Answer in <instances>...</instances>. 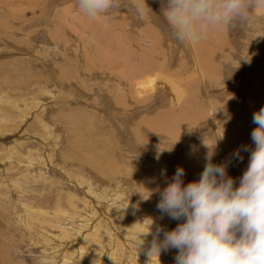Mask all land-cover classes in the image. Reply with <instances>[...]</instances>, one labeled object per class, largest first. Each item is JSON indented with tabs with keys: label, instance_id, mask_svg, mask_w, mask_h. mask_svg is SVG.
<instances>
[{
	"label": "rangeland",
	"instance_id": "1",
	"mask_svg": "<svg viewBox=\"0 0 264 264\" xmlns=\"http://www.w3.org/2000/svg\"><path fill=\"white\" fill-rule=\"evenodd\" d=\"M261 106L264 22L181 45L158 16L0 0V264H136L145 218L178 223L159 219L155 189L178 166L198 179L218 135L213 160L238 186Z\"/></svg>",
	"mask_w": 264,
	"mask_h": 264
},
{
	"label": "clouds",
	"instance_id": "2",
	"mask_svg": "<svg viewBox=\"0 0 264 264\" xmlns=\"http://www.w3.org/2000/svg\"><path fill=\"white\" fill-rule=\"evenodd\" d=\"M158 11L148 0H76L85 16L98 19L127 10L147 22L162 18L170 38L181 45L195 44L226 27L250 29L264 22V0H158ZM251 150L246 169L236 179L228 174L230 161L216 163L215 146L205 139L204 165L199 178L184 182L185 169L178 166L164 186L155 189L159 219L178 221L174 228L155 224L136 241L143 264H162V252L175 250L173 264H264V106L252 113ZM249 146L237 148L240 157ZM147 190V189H146ZM148 191L149 197L152 192ZM141 193V192H140ZM143 197V193H141ZM151 236V240L147 238Z\"/></svg>",
	"mask_w": 264,
	"mask_h": 264
},
{
	"label": "bare ground",
	"instance_id": "3",
	"mask_svg": "<svg viewBox=\"0 0 264 264\" xmlns=\"http://www.w3.org/2000/svg\"><path fill=\"white\" fill-rule=\"evenodd\" d=\"M110 36H111V35H110ZM106 37H107V36H106ZM110 42H111V41H110ZM203 43H204V42H203ZM196 45H198V50H200V49L202 48V47H201V44L198 43V44H196ZM193 47H194V46H193ZM194 50H195V49H194ZM193 54H194V52H193ZM197 54H198V53H197ZM196 57H197V56H196ZM197 58H198V57H197ZM198 61H199V60H198ZM198 61H197V62H198ZM201 62H202V61H201ZM203 63H204V62H203ZM200 64H201V63L199 62L197 65L199 66ZM158 83H161L162 86H165V87H166V84H164V82L158 80ZM181 88H182V87H181ZM172 93H173V92H172ZM178 94H179V95H178ZM177 95L179 96V98H178V97H177V98L180 100V99H181V98H180V95H181V90H180V88H179V92H177ZM184 97H187V96H184ZM172 98H173V99H176L175 96H172ZM178 99H177V100H178ZM173 102H175V101H173ZM177 102H178V101H177ZM180 103H181V102H180ZM174 126H175V125H174ZM170 131H171V130H170ZM22 215H23V214H22ZM25 215H26V214H25ZM67 216H68V215H67ZM25 218H26V217H25ZM72 218H73V217H72ZM72 218H71V219H72ZM80 219H81V218H80ZM23 220H24V219H23ZM84 220H85V219H84ZM90 220H91V219H90ZM67 221H68V220H67ZM67 221H66V222H67ZM70 222H71V221H70ZM74 222H75V221H74ZM86 222H87V221H85V223H86ZM28 223H29V222H28ZM76 224H77V223H76ZM82 224H84V223H82ZM66 225H67V224H66ZM69 225H70V224H69ZM73 225H74V224H73ZM71 226H72V225H71ZM73 228H74V227H73ZM82 228H83V227H82ZM85 228H86V227H85ZM81 230H82V229H81ZM92 230H93V229H92ZM66 231H67V230H66ZM98 231H100V230H98ZM94 232H95V231H94ZM111 232H112V231H111ZM92 233H93V232H92ZM49 234H50V233H49ZM63 234H64V233H63ZM78 235H80V234H78ZM81 235H82V232H81ZM47 236H48V235H47ZM51 236H52V235H51ZM64 236L67 237V236H69V235L64 234ZM82 236H83V235H82ZM61 237H63V236L61 235ZM53 238H54V237H53ZM61 239H62V238H61ZM65 239H66V238H65ZM67 239H68V238H67ZM69 239H70V238H69ZM62 240H63V239H62ZM76 240H77V239H76ZM78 240H80V239H78ZM54 241H55V240H54ZM59 241H60V240H59ZM56 242H57V241H56ZM56 242H55V243H56ZM71 243H72V242H71ZM71 243H70V244H71ZM78 243H79V241H78ZM83 243H84V242H83ZM72 244H73V243H72ZM65 245H67V244H65ZM73 245H74V244H73ZM80 245H81V244H80ZM80 245H79V246H80ZM71 247H73V246H71ZM80 247H81V246H80ZM80 247H79V249H80ZM75 249H76V246H75ZM79 251H80V250H79ZM79 253H80V252H79ZM63 255H64V254H63Z\"/></svg>",
	"mask_w": 264,
	"mask_h": 264
}]
</instances>
